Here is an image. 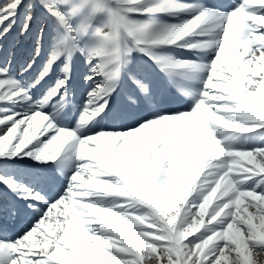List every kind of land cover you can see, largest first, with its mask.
<instances>
[{
	"label": "snow or ice",
	"instance_id": "snow-or-ice-1",
	"mask_svg": "<svg viewBox=\"0 0 264 264\" xmlns=\"http://www.w3.org/2000/svg\"><path fill=\"white\" fill-rule=\"evenodd\" d=\"M13 32L31 41L26 70L53 51L30 86L10 71L11 52L0 62V264H264V146L249 136L264 134V0H3L0 57ZM133 51L189 80L181 95L192 104L162 110L150 67H128ZM77 54L94 87L69 129L60 118ZM62 58V78L33 104L31 89ZM109 118L114 127L98 130ZM26 159L55 172L4 174ZM7 221L20 225L14 237Z\"/></svg>",
	"mask_w": 264,
	"mask_h": 264
},
{
	"label": "rangeland",
	"instance_id": "rangeland-1",
	"mask_svg": "<svg viewBox=\"0 0 264 264\" xmlns=\"http://www.w3.org/2000/svg\"><path fill=\"white\" fill-rule=\"evenodd\" d=\"M210 5L216 6L222 3L229 2V0H207ZM3 3V0H0ZM37 22H42L46 18V14L43 10H35ZM190 19L191 17H181L174 18L169 16H154V17H134V19L148 21L150 23H162V24H175L179 23L180 19ZM193 40L198 39V37H192ZM4 51L2 57H0V62L6 61L8 59L9 53L13 54V59L10 66V71L14 73L17 78H19L26 86H30L33 81H35L39 73L42 71L43 65L47 63L48 57L53 51V46L49 47L43 52V55L37 57V62L32 66L31 69L26 70V65L30 63V58L32 56V44L29 39L21 38L16 32L10 34L3 42ZM158 51L166 53L172 59L177 61L182 60H194L196 59V54L191 52H186L183 49L175 47H165L160 48ZM130 64L128 65L130 70H140L143 71L150 67L151 71L148 73L149 78L152 82V87L154 88L157 96L159 98V106L162 110H176L185 109L192 104L191 99H186L181 95V90L189 88L191 82L180 76H169L165 72L161 71L152 60L140 52L133 51L129 57ZM206 62V60H205ZM54 71L51 72L40 84L31 89L32 103L40 100L45 93L51 87L55 86L58 77L62 78V73L60 69L63 67V58L57 61L56 65L53 66ZM105 73L111 71V66L106 68ZM89 74L88 67L84 64L83 58L77 54L73 58L71 65V78L69 80V87L71 89V99L73 102L72 106H66L61 113V127H68L69 129H75L76 122L80 120L82 113V105L86 101L88 93L94 87L91 82H85L84 76ZM96 84H103L106 87L111 86V81L108 75H100L95 78ZM124 85H127V78L124 77ZM123 87V86H122ZM110 107L113 109H119L123 104V95L121 88H118L116 92L112 93L110 98ZM52 109H45L46 113H51ZM130 121H118L117 124L123 123L127 124ZM114 127V122L109 118L101 124L97 125V129H111ZM251 137L250 146H264V134L257 135L255 133L249 134ZM244 137L240 138V142L243 143ZM32 172H55V166L49 164H37L31 159L18 160L15 165L5 170V175H16L27 174ZM209 174V179L215 176L218 172V168L212 167L206 169ZM203 178V177H202ZM48 190L54 191L52 185L47 186ZM0 192L7 193V190L3 185H0ZM9 198L8 195L5 196V200ZM243 208V205H242ZM7 235L13 236L20 231V225L16 222L7 221ZM260 261H264V257L259 258ZM253 264H258L257 258L253 257Z\"/></svg>",
	"mask_w": 264,
	"mask_h": 264
}]
</instances>
